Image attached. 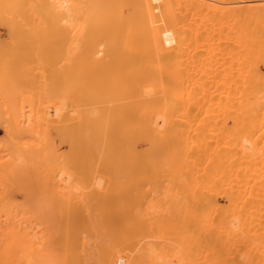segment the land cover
Returning a JSON list of instances; mask_svg holds the SVG:
<instances>
[{
    "label": "bare ground",
    "instance_id": "obj_1",
    "mask_svg": "<svg viewBox=\"0 0 264 264\" xmlns=\"http://www.w3.org/2000/svg\"><path fill=\"white\" fill-rule=\"evenodd\" d=\"M0 264H264V0H0Z\"/></svg>",
    "mask_w": 264,
    "mask_h": 264
},
{
    "label": "rangeland",
    "instance_id": "obj_2",
    "mask_svg": "<svg viewBox=\"0 0 264 264\" xmlns=\"http://www.w3.org/2000/svg\"><path fill=\"white\" fill-rule=\"evenodd\" d=\"M1 133V132H0ZM1 135V134H0Z\"/></svg>",
    "mask_w": 264,
    "mask_h": 264
}]
</instances>
